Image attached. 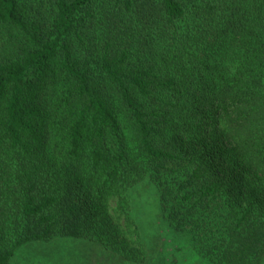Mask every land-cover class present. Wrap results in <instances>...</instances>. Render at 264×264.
<instances>
[{
  "label": "trees",
  "instance_id": "trees-1",
  "mask_svg": "<svg viewBox=\"0 0 264 264\" xmlns=\"http://www.w3.org/2000/svg\"><path fill=\"white\" fill-rule=\"evenodd\" d=\"M144 180L202 258L262 263L264 0H0V264L58 236L141 263Z\"/></svg>",
  "mask_w": 264,
  "mask_h": 264
},
{
  "label": "rangeland",
  "instance_id": "rangeland-1",
  "mask_svg": "<svg viewBox=\"0 0 264 264\" xmlns=\"http://www.w3.org/2000/svg\"><path fill=\"white\" fill-rule=\"evenodd\" d=\"M151 184L145 181L140 189L136 185L130 196L131 215L139 225L137 231L147 252V258L141 263L126 260L95 239L58 236L49 241L34 240L21 245L17 248L11 264H213L196 252L187 235L161 222L162 218L156 211V203L159 208V198L156 202L155 190ZM108 209L110 226L115 231L117 241L135 247L137 232L133 222L119 214L114 198L110 199ZM157 232L159 235L156 237ZM151 240L159 246L149 251ZM261 264H264V258Z\"/></svg>",
  "mask_w": 264,
  "mask_h": 264
}]
</instances>
